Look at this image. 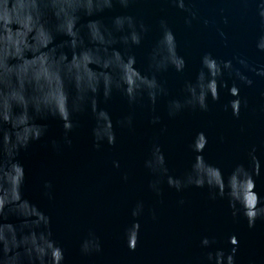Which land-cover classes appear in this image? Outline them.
<instances>
[{
    "label": "water",
    "instance_id": "95a60500",
    "mask_svg": "<svg viewBox=\"0 0 264 264\" xmlns=\"http://www.w3.org/2000/svg\"><path fill=\"white\" fill-rule=\"evenodd\" d=\"M0 264H264V0H0Z\"/></svg>",
    "mask_w": 264,
    "mask_h": 264
}]
</instances>
